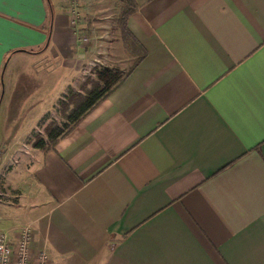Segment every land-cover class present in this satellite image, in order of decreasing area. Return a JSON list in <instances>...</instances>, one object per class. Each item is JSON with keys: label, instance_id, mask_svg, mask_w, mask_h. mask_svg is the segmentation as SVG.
<instances>
[{"label": "crops", "instance_id": "crops-1", "mask_svg": "<svg viewBox=\"0 0 264 264\" xmlns=\"http://www.w3.org/2000/svg\"><path fill=\"white\" fill-rule=\"evenodd\" d=\"M133 1L139 56L46 152L59 95L127 45L65 0L0 12L1 233L49 264H264V0Z\"/></svg>", "mask_w": 264, "mask_h": 264}, {"label": "rangeland", "instance_id": "rangeland-1", "mask_svg": "<svg viewBox=\"0 0 264 264\" xmlns=\"http://www.w3.org/2000/svg\"><path fill=\"white\" fill-rule=\"evenodd\" d=\"M68 5L71 6L70 9L73 10L74 16L77 15V22L87 25L88 30L85 35H92L94 37L95 34L101 35L104 38L102 40H107L109 43L114 41L117 37V31L119 30L117 27V18L119 17V13L122 8L126 5V0H65ZM95 25V26H94ZM92 27H97V29H93ZM93 29V31H92ZM85 30V29H84ZM84 33V32H83ZM96 35V36H97ZM100 40V38H99ZM133 45V44H132ZM130 43L127 44V48H125L126 57H122L118 62L111 63V65H115L120 68L121 72L125 73L135 62L137 57L139 56V51L132 46ZM133 48V49H132ZM105 63L101 62H93L90 64L84 65L81 70L79 76L75 79L71 86L67 87L62 94L59 95L56 108L52 110L49 115H47L41 122L38 124L37 129L34 132L38 133L40 136L45 137L43 133V128L49 121H53L59 125L65 122V115L67 110L64 111L63 107L58 104L60 100H63L64 95L69 91H78L82 92L83 87H88V83L91 79L95 78L96 69L104 66ZM83 85V86H82ZM71 107V106H70ZM68 107V109L70 108ZM0 182V202L10 201L14 202V196L12 191H6L4 188L2 181ZM2 214V212H0ZM10 221H14V219L10 218ZM2 225L0 224V228ZM3 230L0 229V233Z\"/></svg>", "mask_w": 264, "mask_h": 264}, {"label": "trees", "instance_id": "trees-1", "mask_svg": "<svg viewBox=\"0 0 264 264\" xmlns=\"http://www.w3.org/2000/svg\"><path fill=\"white\" fill-rule=\"evenodd\" d=\"M126 2L116 21L124 45H127L130 39H133L127 28V18L136 8L133 0H126ZM128 71L123 73L115 65L102 66L96 69L95 78L89 81L88 87H83L82 92L69 91L68 89V92L64 95L65 97H63L64 99L58 102L64 108V111L67 110L65 122L61 125L52 120L47 122L43 128L45 137L40 136L36 132H32L28 140L31 146L43 152L53 149L61 137L76 126L88 111L103 100L126 77ZM68 107L70 108L68 109Z\"/></svg>", "mask_w": 264, "mask_h": 264}, {"label": "built area", "instance_id": "built-area-1", "mask_svg": "<svg viewBox=\"0 0 264 264\" xmlns=\"http://www.w3.org/2000/svg\"><path fill=\"white\" fill-rule=\"evenodd\" d=\"M71 7V6H70ZM72 18L70 24L78 27L77 15ZM81 33H83V30ZM32 235L28 228L17 231L16 238L10 240L5 233H0V264H49L48 255L44 250L32 253L30 243Z\"/></svg>", "mask_w": 264, "mask_h": 264}, {"label": "snow or ice", "instance_id": "snow-or-ice-1", "mask_svg": "<svg viewBox=\"0 0 264 264\" xmlns=\"http://www.w3.org/2000/svg\"><path fill=\"white\" fill-rule=\"evenodd\" d=\"M35 3L36 0H0V12H4L5 4L12 6L18 12H27ZM21 18L24 17L22 16ZM4 30L5 25L0 21V44L3 43Z\"/></svg>", "mask_w": 264, "mask_h": 264}]
</instances>
